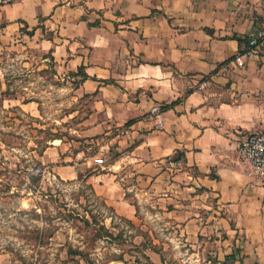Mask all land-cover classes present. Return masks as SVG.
<instances>
[{"label":"crops","instance_id":"0c3cea01","mask_svg":"<svg viewBox=\"0 0 264 264\" xmlns=\"http://www.w3.org/2000/svg\"><path fill=\"white\" fill-rule=\"evenodd\" d=\"M263 21L264 0L0 4L3 44L49 55L57 75L80 79L76 141L52 142L42 165L63 181L83 174L132 224L147 205L188 256L264 264V189L238 153L242 136L264 129V55L231 64Z\"/></svg>","mask_w":264,"mask_h":264},{"label":"rangeland","instance_id":"374dc122","mask_svg":"<svg viewBox=\"0 0 264 264\" xmlns=\"http://www.w3.org/2000/svg\"><path fill=\"white\" fill-rule=\"evenodd\" d=\"M67 77L49 55L0 41V264H214L170 242L147 205L132 224L83 174L63 181L42 165L52 142L76 141L86 113L80 79Z\"/></svg>","mask_w":264,"mask_h":264},{"label":"built area","instance_id":"2783aa9c","mask_svg":"<svg viewBox=\"0 0 264 264\" xmlns=\"http://www.w3.org/2000/svg\"><path fill=\"white\" fill-rule=\"evenodd\" d=\"M10 2L11 0H1L0 4L7 5ZM259 55H264V21L249 32L244 45L235 54L231 64L234 67L242 68L249 59ZM162 112L163 110L160 106L155 105L150 109L149 114L156 122V129L163 127V122L160 120ZM238 153L251 166L255 177L261 182V186L264 189V129L242 136L238 143ZM94 163L101 166L104 161L101 157H96L94 158ZM177 165H179V162L171 163V166Z\"/></svg>","mask_w":264,"mask_h":264},{"label":"trees","instance_id":"16d2710c","mask_svg":"<svg viewBox=\"0 0 264 264\" xmlns=\"http://www.w3.org/2000/svg\"><path fill=\"white\" fill-rule=\"evenodd\" d=\"M81 70H82V69H80V70L78 71V74L81 73ZM82 77L85 78V75L83 74Z\"/></svg>","mask_w":264,"mask_h":264}]
</instances>
